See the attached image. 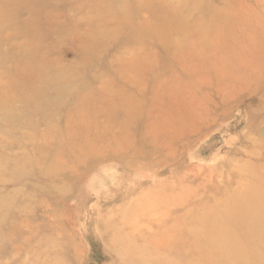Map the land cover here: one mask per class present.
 Returning a JSON list of instances; mask_svg holds the SVG:
<instances>
[{
	"label": "rangeland",
	"instance_id": "rangeland-1",
	"mask_svg": "<svg viewBox=\"0 0 264 264\" xmlns=\"http://www.w3.org/2000/svg\"><path fill=\"white\" fill-rule=\"evenodd\" d=\"M15 1L0 0V37L10 8H26L21 28L53 71L1 75L3 96L63 95L0 113V264H264V201L238 235L221 230L228 198L251 206L263 190L264 0ZM103 89L135 105L127 136L83 105ZM179 236H197L201 260L176 255Z\"/></svg>",
	"mask_w": 264,
	"mask_h": 264
},
{
	"label": "bare ground",
	"instance_id": "bare-ground-1",
	"mask_svg": "<svg viewBox=\"0 0 264 264\" xmlns=\"http://www.w3.org/2000/svg\"><path fill=\"white\" fill-rule=\"evenodd\" d=\"M205 1L206 2L204 3V5H206V7L208 8L211 4L208 3L207 0ZM14 4H17L15 0H14ZM39 4L41 5V0H39ZM27 11L28 10L23 7L22 8L11 7L9 10L10 16L13 17L12 19L15 24L13 25L11 32L0 37V45L5 46V49L3 51L4 54L0 52V54L2 55V58H0V76L10 75V76L20 77L24 79H28L32 77V79L34 80L45 81L46 80L45 78H48V73H50V71H53L51 68H49L50 62H51L50 56H45L43 54L40 56L38 53L33 52L30 49L31 38H30V30H29L30 26L29 25H31V23H29V25L26 28H21V26L25 24L24 18L26 16L25 13ZM156 11L158 10H154L153 12H156ZM23 14L25 16H23ZM38 14L39 15L41 14L40 10H38ZM174 16H175L174 14H170L168 12V14H166L164 17L159 18V16L156 13L154 21L160 24L161 22L168 19V17L171 19V18H174ZM44 19L54 25H59V21L56 20V18L55 19L51 18L47 20V16L45 13H44ZM177 22L181 26V29L183 31H185L186 27L188 26V30L190 34L193 32L194 29H196L195 28L196 24H194L192 21H189V16L179 17L177 18ZM165 27H166V24L164 25V28ZM30 56L34 57L36 60H31L29 58ZM17 58L20 59L21 65L16 64ZM32 62H36L38 65V68L32 67V71L35 70L36 73L34 72L31 76V71L28 69V67L30 66ZM18 74H20V76H18ZM51 74H54V77L60 76L55 72H51ZM66 89L67 90L65 91L69 90L67 87ZM48 90L52 91V89L50 88H48ZM111 90L112 89H103L104 95L98 99H93V97L91 98L85 97L82 103L83 105L85 104L90 105L91 111L94 114H96V116L106 117V114L116 115L115 117L116 121L115 123L113 122L114 125L111 127L110 125L108 126V123H106L104 127H107V129L109 128L111 132L114 129H118L119 134H123L124 136L125 135L127 136L130 131V124H131V127L134 124L131 121H129L130 120L129 118H132L130 117L131 111L135 105L132 103V100L130 99V97L126 96L125 94H122L120 96L119 102H116L118 95H110ZM72 92H74V90H72ZM78 93H79L78 91H75V94H74L75 96L73 97V103H76L78 101ZM62 95H63L62 92H58V90L56 91V89H54V97L51 98L50 96L48 98H44L41 96V93L38 94V90H28L24 88H18L17 91L14 93L13 97L8 100L3 96L2 88H0V113H4L3 115L7 114L8 111L5 109L4 104L15 105L16 100H18L19 103L28 102L30 104L43 105V102L49 103L51 100L54 101V99L57 102H60L62 99ZM50 107H52V104L49 105L47 108H43V111L41 110H38V111L44 113V111L48 110ZM44 117L46 118V116ZM117 120H120V121H117ZM127 122H129V124H127ZM106 160H109V159H105L104 161H101V163L105 162ZM74 162H77L80 165L81 161L74 160ZM252 177H253V180H255L256 182L259 181L256 175H252ZM261 183H262L263 190H260L259 188L254 189V187L253 189H251V191H254V192H250V198L253 200L251 201L252 202L251 206L238 204L236 200H234L235 197L228 198V200L231 202V206H229L228 204V208L225 211L226 222L222 224L223 228L221 229L222 232L225 233L226 237L232 234L238 235L239 232L242 230V226L244 224H247L245 223V221L247 220L248 217H251V221L257 217L258 211L260 210V207H261L260 203L264 201V177H262ZM245 195H248V194H245ZM251 209H253V211H251ZM252 212L254 213V215H251ZM202 219L203 217L198 216L195 220H198V222H202ZM198 222H197V225H198ZM188 227L189 226H185L183 232H180L181 236H183L187 232ZM248 227L253 232H257V229L256 228L254 229V227L251 228V225L248 224ZM191 228L194 229L198 234H200L198 226L196 228L195 227H191ZM169 233L170 234H167V236L165 235V237H171L175 239L180 234V233L172 234L171 232ZM181 239L182 238L179 236L178 240L180 241ZM197 240H198L197 236L195 237L185 236V238L182 239V243L180 247H178L176 255L177 254L187 255L189 252L190 255L191 254L197 255L201 260L203 257L204 251L201 247H199L198 245L199 243H197ZM212 244L214 246L225 245L223 241L220 242L216 239H213ZM232 245L233 247L229 248V250H232L236 247V244H232ZM234 261L235 260L232 259L230 264H244V262L236 263ZM251 264H259V262L255 261L254 263H251Z\"/></svg>",
	"mask_w": 264,
	"mask_h": 264
}]
</instances>
